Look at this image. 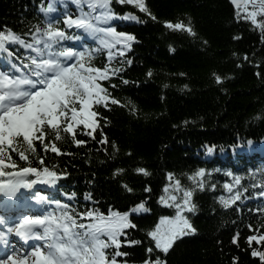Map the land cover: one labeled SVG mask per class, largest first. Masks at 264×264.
<instances>
[{"label":"trees","instance_id":"obj_1","mask_svg":"<svg viewBox=\"0 0 264 264\" xmlns=\"http://www.w3.org/2000/svg\"><path fill=\"white\" fill-rule=\"evenodd\" d=\"M146 3L156 21L132 6H116L117 11H131L146 21H114L118 30L137 37L127 54L133 64L123 73L130 83L113 92L125 106L104 110L110 120L105 133L109 140L117 142L119 153L110 158L103 150L106 146L90 138L81 147L73 145L69 137L55 141L74 155L57 156L49 152L46 163L69 175L61 178L57 187L37 184L34 188L62 200H67L64 193L76 191L78 199L74 204L81 210L96 207L106 211L111 207L123 211L147 198L146 206L151 211L135 214L133 222L138 227L130 230L135 238L142 239L161 215L174 214L172 209L158 203L159 197L182 196V192L175 191L174 180L180 179L182 187H194L187 176L205 167L212 172L208 184L216 183L217 187L213 190L206 185L202 191L194 190L192 199L197 207L191 221L197 233L177 241L164 257L166 264H233V257L238 258L236 264H260L258 258L250 255V249L245 250V238L255 234L247 224L252 223L255 228L264 223L258 212L250 211L264 203V199L242 198L237 201L242 205L238 214L224 210L218 199L220 195H229L223 189L224 182L232 181L225 175L227 171L241 175L245 186L253 182L251 174H255L257 183L264 175V79L255 74L264 68L260 32L237 20V12L242 14V9H235L228 0H146ZM58 4L61 13L78 15L72 0H58ZM37 7L38 0H0V26L24 30L29 23H36ZM168 21L190 25L196 35L186 29H169L165 26ZM76 34L84 35L79 31ZM69 43H75L81 50L97 46L91 37ZM233 52L247 53L252 63L238 67L240 61L232 56ZM0 58L5 61L3 55ZM104 62L106 54L99 53L92 61L97 66ZM148 70L153 72L151 77L146 75ZM214 72L227 78L218 84ZM125 98L136 105L135 114ZM185 120L189 121L187 125L183 123ZM52 138L50 135L49 139ZM249 140L252 144H248ZM205 145L216 148L208 154ZM127 152L131 155H125ZM136 167H145L150 175L135 172ZM116 168L126 171L114 175ZM169 172L174 174L171 181ZM124 183L133 187L134 192L125 191ZM165 186L169 187L167 194L163 191ZM145 187H151L152 191L146 193ZM253 191L249 188L244 195ZM86 192L93 194L94 201L83 199ZM236 232L241 235L237 244H233ZM122 250L130 252L126 258L130 264H139L145 255L140 246L123 245Z\"/></svg>","mask_w":264,"mask_h":264},{"label":"snow or ice","instance_id":"obj_2","mask_svg":"<svg viewBox=\"0 0 264 264\" xmlns=\"http://www.w3.org/2000/svg\"><path fill=\"white\" fill-rule=\"evenodd\" d=\"M72 2L78 15L66 11L61 13L58 0H38L35 24L29 23L22 31L7 25L0 26V54L7 61V66L0 69V194L17 197L21 189H27L33 192L38 204L45 208L55 206L46 214L24 215L19 220L9 221L0 217V244L6 248L12 245L10 253L0 259V264H130L126 259L130 252L122 250L123 245L143 247L145 255L139 264H166L164 257L173 250L177 241L197 233L191 221V214L197 207L192 199L194 190L202 191L206 185L213 190L217 187L216 183L208 184L212 172L205 167H199L187 176L194 187H182L180 179L174 180L175 191L182 192V196L159 197L158 203L172 209L174 214L161 215L159 222L147 230L142 239L135 238L130 230L138 227L133 222L135 214L151 211L146 206L147 198L123 211L111 207L106 211L96 207L81 210L74 204L78 199L76 191L64 193L67 200H62L42 195L34 188L37 184L57 187L60 179L69 175L66 171L57 170L58 166L46 163L49 152L57 156L74 155L55 141L69 137L73 145L81 147L86 146L90 138L106 146L103 150L110 158L119 153L117 142L109 140L105 133L110 120L104 110L113 111V106H125L113 92L130 83L123 73L133 64L127 54L132 51L137 37L118 30L114 21H146L131 11L121 13L116 6H132L152 21L157 20L146 0ZM231 3L242 9V14L237 12V20L258 30L264 42V0H231ZM165 26L174 30L186 29L196 35L193 28L184 23L168 21ZM73 29L84 35L69 31ZM86 37L96 41L97 46H86L81 50L76 44L69 43L85 41ZM98 53L106 54V62L100 66L92 63ZM232 56L240 61L238 67L252 63L247 53L238 55L233 52ZM255 74L264 79V68ZM146 75L151 77L152 70H148ZM213 76L218 84L227 78L215 72ZM125 99L135 114L136 105ZM183 123L187 125L189 121ZM50 135L52 139H49ZM248 144L252 141L249 140ZM109 147L111 152H108ZM215 148V145H205L208 154H212ZM125 155L130 156L131 152ZM125 171L124 168H116L114 175ZM134 171L150 175L145 167H136ZM173 175L172 172L167 174L170 181ZM225 175L232 181L223 183V189L229 195L218 197L224 210L231 209L238 214L242 205L237 201H242V198L254 196L264 199V175L257 183L255 174H251L253 182L247 186L242 185L241 175L233 171H227ZM122 187L128 193L134 192L127 183ZM249 188L255 191L245 196ZM144 191L150 193L152 189L145 187ZM163 191L169 193V187L165 186ZM83 199L94 201L91 192L84 193ZM250 211L258 212L264 220V203ZM247 227L255 234L245 238V250L250 249V255L264 264V223L255 228L249 223ZM240 235L236 232L231 243L237 244ZM14 238L24 242L19 249L13 245ZM30 240L40 243L28 244ZM237 260L233 257V264Z\"/></svg>","mask_w":264,"mask_h":264},{"label":"water","instance_id":"obj_3","mask_svg":"<svg viewBox=\"0 0 264 264\" xmlns=\"http://www.w3.org/2000/svg\"><path fill=\"white\" fill-rule=\"evenodd\" d=\"M228 2L230 3V5H231L232 7H234L235 9H237L236 6L233 5V4L231 3V0H228ZM241 2H242V0H241Z\"/></svg>","mask_w":264,"mask_h":264},{"label":"rangeland","instance_id":"obj_4","mask_svg":"<svg viewBox=\"0 0 264 264\" xmlns=\"http://www.w3.org/2000/svg\"><path fill=\"white\" fill-rule=\"evenodd\" d=\"M141 213H144V212H142V211H141V212H140V213H138V214H141Z\"/></svg>","mask_w":264,"mask_h":264}]
</instances>
